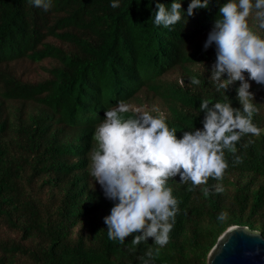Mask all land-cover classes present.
Masks as SVG:
<instances>
[{"label": "trees", "instance_id": "1", "mask_svg": "<svg viewBox=\"0 0 264 264\" xmlns=\"http://www.w3.org/2000/svg\"><path fill=\"white\" fill-rule=\"evenodd\" d=\"M30 1L0 0V14L13 15L22 33L47 39L46 46L38 42L44 64L36 82L13 76L0 57V264H143L140 257L148 264H208L218 238L232 226L259 230L264 238V132L237 143L242 163L225 150L229 167L222 181L210 178L194 191L179 176L168 181L179 212L158 255L153 238L139 245L131 243L135 234L124 244L108 238L104 220L116 202L88 172L101 120L93 124L88 113L93 91L107 92L111 104L136 93L140 109L162 115L178 138L203 129L205 99L242 108L239 82L218 91L210 81L217 50L204 47L228 0H209L191 17V0H178L182 19L170 28L157 26L154 16L158 3L170 8L174 0H119L118 8L113 0H51L45 13L28 7ZM254 30L264 37V30ZM2 35L15 41L9 29ZM191 78L201 83L191 85ZM248 82L260 109L253 123L264 129V85ZM63 123L77 126L79 142L56 134ZM218 183L223 192H216Z\"/></svg>", "mask_w": 264, "mask_h": 264}, {"label": "clouds", "instance_id": "2", "mask_svg": "<svg viewBox=\"0 0 264 264\" xmlns=\"http://www.w3.org/2000/svg\"><path fill=\"white\" fill-rule=\"evenodd\" d=\"M28 7L45 13L51 10L52 3L31 0ZM111 7H120L119 0H113ZM156 7L154 23L157 26L170 28L181 21L182 4L178 0L170 8L162 3ZM208 7L209 0H191L186 15L194 16L197 9ZM21 28L13 15L0 14V34L9 29L15 40L0 36V57L4 61L1 66H9V73L16 78L21 75L25 83L36 82L43 77L40 67L44 64V60H38V42L46 46L47 39L22 33ZM256 28L264 30V0H228L222 4L204 46L207 50L215 44L217 50L210 81L218 91H227L239 82L236 91L242 108H234L230 100L210 103L205 99L199 108L205 113L203 129L184 131L182 138L177 137L176 129L170 128L162 115L153 116L150 111L140 109L136 93L111 104L107 92H92L88 113L93 124L101 120L92 137L88 172L101 185L106 198L116 202L104 220L110 240L124 244L127 237L135 234L131 243L139 245L153 238L158 255L170 241L179 212L178 200L173 196V189L167 186L168 181L179 176L181 184L191 185L189 191L208 185L210 178L222 181L229 167L225 150L233 154L236 164L242 163V157L235 155L237 143L245 136L258 137L264 132L253 123V116L260 109L253 103L255 96L248 82L264 85V37ZM20 64L33 67L34 75L20 72ZM190 80L191 85L201 83L197 78ZM130 111L134 115L125 118ZM61 132L66 134V140L74 143L82 138L75 124L58 125L56 134ZM253 142L249 140L243 147ZM201 190L205 196L210 194L208 187ZM215 190L220 193L224 189L218 183ZM225 216L226 213H221L219 219ZM249 233L260 236L259 230H249ZM145 256L151 259L153 249L149 248ZM140 259L148 264L144 257Z\"/></svg>", "mask_w": 264, "mask_h": 264}, {"label": "water", "instance_id": "3", "mask_svg": "<svg viewBox=\"0 0 264 264\" xmlns=\"http://www.w3.org/2000/svg\"><path fill=\"white\" fill-rule=\"evenodd\" d=\"M247 226H232L217 240L208 264H264V238L253 237ZM255 231V230H252Z\"/></svg>", "mask_w": 264, "mask_h": 264}, {"label": "rangeland", "instance_id": "4", "mask_svg": "<svg viewBox=\"0 0 264 264\" xmlns=\"http://www.w3.org/2000/svg\"><path fill=\"white\" fill-rule=\"evenodd\" d=\"M18 70H19L20 72L27 73V74H29V75H31V76L34 75V69H33V67L28 66L27 64H20V65L18 66Z\"/></svg>", "mask_w": 264, "mask_h": 264}]
</instances>
